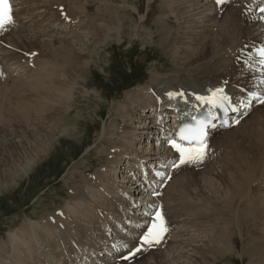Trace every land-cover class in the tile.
Masks as SVG:
<instances>
[{
  "label": "rangeland",
  "instance_id": "obj_1",
  "mask_svg": "<svg viewBox=\"0 0 264 264\" xmlns=\"http://www.w3.org/2000/svg\"><path fill=\"white\" fill-rule=\"evenodd\" d=\"M26 1L27 5L30 4L29 0ZM35 1L36 2L29 5L28 9L25 10L26 16L31 18L28 19V21H30L29 27H31L32 24V16H37V18H39L40 16L38 15L40 14H44L47 21L52 19L49 22L69 20L77 24L79 22H84L85 19L95 18L98 13L99 19L91 20L86 28H84L83 25H77L76 30L74 27L68 29V27H63L61 25L62 27L57 29L59 33H55V35L77 36L80 41H86L90 38V36H88V31L93 24H96L98 27L106 26L107 23L112 20L120 24L122 30L118 32L117 35L111 34L108 38L104 39L103 42L90 46L88 58L86 59L85 56L83 57L84 63L86 62V65H83L84 67L82 66L83 74L81 76L80 74H74L73 80H70L67 85L71 86L75 80H77V82L72 86L73 89H69L67 99L62 106L56 102L55 107L50 108L48 112H46L47 106L49 103L52 104L55 101L47 100L46 104H44L45 92L40 93V91H45L43 86L44 82L41 84V80L37 79V77L32 78V76L25 75L23 72L19 73L16 78H10L4 75L7 64L0 66V155H3L8 162H14L15 157L10 155L11 151L14 150L13 152L16 151L15 153L22 154V147L35 150L32 151L33 155H31L30 158V161L34 160L35 162L31 164L23 176H20L13 182L14 186L7 192L3 190V193H0V264H42V260H44L42 259V254L47 251L49 252L51 263L57 264L61 247L53 230L56 229L61 240L69 246H72L73 242L76 243L83 240L86 242L87 238L99 237L102 234L101 216L103 214L104 218L108 216L110 221L115 219L124 226L125 224L122 223L124 221H119L113 215L116 214L119 216L121 212H113L111 205L112 200L121 204L120 207H122L123 210L122 214L126 215V212L130 213L128 216L126 215V218L134 220V217H136V219H138V214L140 215L142 213V211H140L142 209H139V205H133L135 201H132L131 198L129 203L134 209L132 210V207L126 209L121 202V200H125L126 198V196H124L126 192L125 186L122 182H127L124 178L130 176L132 181L127 186L136 184L137 181L133 183L135 180L141 183L140 177H138V179L131 177L132 173L129 172V168H136V165L139 163L143 168L147 166L148 169L150 163H144L143 161H139V159H126L123 157V152L119 151L117 152L118 156L115 160L122 161V163L125 164V170L119 173V170L114 171V165H110L109 168L108 166L110 160L114 158L113 153L116 152L114 143H118L122 140L125 141L122 132H119L123 129L124 123L134 127L131 121L132 116H134L135 113H141L147 117V120L144 124L135 123L134 125L137 127L145 124L149 125L150 119L148 116L150 115L152 118V115L150 112H140L143 110V105L149 102L146 100L140 101V107L135 109L134 113L130 115L127 121L126 118L129 113L124 111L123 117H121L119 116V112L124 109H122L123 106L125 107L128 105L127 95H136L138 101L143 98L150 100L154 97L155 91H152V83L149 82L150 80L161 76L162 83L157 87H162L164 83L172 81L171 79H180V73H188L190 71L176 60L177 51L182 47V41L187 40L190 42L187 33L188 26H182L179 17L174 13L175 7L173 5L174 1L177 2V0H59L63 5L56 0H51L54 1L53 7L47 5V3L42 5V2H40L41 0ZM55 2H57V5ZM211 3L213 9L219 12L220 19L227 13L225 12L228 11L227 8L230 10V7L233 6L232 0H224V3L218 4L220 9L217 2L213 0ZM249 11H239L240 18H242L243 23L247 25L254 22L250 15L245 13ZM198 19L199 18L196 17L194 21H192L194 27L196 23H198ZM218 32L219 30L217 27L211 30V33ZM194 38L198 39V34L194 33ZM78 39H72L71 42L78 41ZM244 39L245 42H243V45L249 43L246 41L247 39L245 36ZM188 46L190 49L195 50L196 48L195 44ZM244 47L247 49L249 44L236 48L239 52V61H241V56L244 54L242 50ZM41 48L42 51L47 52L46 55L42 56L34 53L33 56L28 58L31 71L37 74L42 73L41 69L44 66H47L50 71L52 70V67L55 65L53 60L54 56L61 58L58 52L49 51L48 48L35 47L34 49L41 50ZM215 48L216 47H214V49ZM224 48L218 50V52L222 53ZM198 51L199 50H197V52ZM251 51L254 52L256 50L253 49ZM66 53L64 52L63 55ZM38 59L42 61L40 68L37 62ZM246 59L247 61L245 64L248 62V57H246ZM118 61L125 64L124 68L121 69L120 75H122L125 70L127 73L135 70V76L140 78L144 77L142 74L148 76L147 81L143 85L126 90L120 97L116 94L111 95V88H102L110 83L118 87L120 86V88L125 87L124 84H121L122 81V83L125 81L123 77L118 76L114 79L112 73H110V70L115 68L114 62L116 63ZM62 63L64 64V62ZM245 64L243 63L241 65ZM178 66L181 67L178 68ZM66 67L65 65L63 68L64 73H68L65 70ZM253 69L257 70L255 68ZM61 75V77H63L64 74ZM29 81L34 82L27 85ZM21 82L25 85H21ZM263 105L264 104L259 106V111L264 112ZM252 110L254 111L252 113L250 111L251 114L243 121L241 120V123L234 126L233 129L220 130V132L217 133L218 135L212 136L211 142L213 145L211 146L212 143L210 144V151H208V146V153L205 154L201 160L193 161V157H190L185 160L184 164L181 163L184 166H179L176 170H172V167L168 169L165 168L166 171L164 169V172H168L166 174L167 176L163 180L161 186L156 185L158 189L156 190V195H154L159 206H163L164 203V209H166L167 212H171L174 206L183 200L185 201L187 198H196L197 201L206 202L209 198L215 197L212 196V193L209 191L215 176L210 177L207 172L213 170L215 174L220 173L221 168L230 163L228 159L230 155L229 152L235 150L234 145L230 148L232 145L231 137L234 136L233 138H235L239 129L243 128V126L248 123L249 117L251 119V116H255L257 109L254 107ZM44 127L45 129L42 130ZM39 128L41 129L39 132L40 134L38 133ZM165 130L167 131V129ZM48 133L51 134V139L50 137L47 138ZM37 134L39 136V143ZM158 137L159 135H155L154 133L153 137L149 134L147 139V136L143 137L141 134H138L132 146L138 150L140 148H151V144L160 146L161 140L165 139L161 137V140H158ZM26 140L30 141L31 144L25 146ZM221 141L222 144H226L223 148H220L218 145ZM248 147H242L240 150L250 153ZM36 149H40V151ZM225 150L228 151L226 152ZM172 154L176 156L173 150ZM144 161H147L146 158ZM193 162L194 164H192ZM105 173L108 178L110 177L113 179L114 177L115 181L113 183L116 187H112L110 189L111 191L107 189V186L105 189H101L98 192L94 187H90L88 184L84 185L85 181H89L90 178L92 179L95 176L97 177ZM202 175L208 178L203 181L200 177ZM180 176L182 180L188 177L194 182L190 179V181H185L183 185H178V188L174 190V192L182 195L183 199L178 197L175 199V196H170L167 190L174 185L173 182L179 179ZM262 177L264 178L263 173ZM263 182L264 179H256L254 183L255 189L260 188ZM75 186H79L80 189L85 188L86 190L85 197H88V202L90 204H88L85 216L91 212H93L91 213L93 215H91L90 219L85 218V221H87L91 227H94L93 229L89 226L91 231L97 230L96 233L98 235H92L84 231L82 228L84 223L82 224L78 215L75 214V217H73L74 214H67L70 212L72 213L78 206L77 202L71 200L72 191H74ZM141 186L140 184L138 185L142 192H139L137 194L138 196L135 195L134 198L138 197L145 200V198L150 197V194ZM226 194V192L220 193L218 199L226 198L224 197ZM202 196L207 199H201ZM230 196L231 195L227 197ZM158 203L154 207H144L143 210L152 209V214H157L159 211ZM185 203L187 208L183 209L182 212L186 214L166 215L170 226L177 228L169 235L171 240L180 239L177 235L179 230L184 231V233L186 231L183 235L190 234L184 238L185 241H188L190 238L199 240V237H202V232L201 230L195 232V228L196 224L200 223V221H205V225L210 227L209 235L214 233L215 236H218L226 232L225 234L230 237V239L225 238L227 243H225V241L216 242L214 238L213 242L216 246L211 248L212 252L209 254L211 259H208V262L201 261L199 264H264L263 214H253L255 218H245L243 214H218V209L222 203L213 204L211 209H208L209 214H199L196 205L190 201H185ZM178 209H180V207H178ZM201 215L203 216L202 218H200ZM168 216L171 217L168 218ZM50 220L52 221L47 224ZM105 220L109 221L106 218ZM31 222L34 226L37 225L44 231L41 237L42 242L45 240L42 249H39V247H27L23 240V234H20L24 225H28ZM150 223L151 220L145 221V227L147 228ZM114 224L116 223L114 222ZM242 225L245 226L241 227ZM164 228L165 218L162 219V223L158 221V225L155 228H151L152 235L150 238L152 239L149 240L151 242L145 244L144 250L139 247V249L143 250L142 253L146 252V254L143 256H133L127 260V264L155 263L153 260L149 259L150 257L148 255L150 254L147 255V253L155 251V258H158L165 253L163 249L171 245H164L162 243L161 247H164L163 249H161L160 246L157 247L153 245L152 249L148 250V247L159 236L166 235L164 234ZM193 230L194 232L191 233ZM114 232H116L115 229ZM138 234L139 233H134V236ZM121 238L123 237H120V239ZM13 239L18 240V242L15 243ZM124 240L133 243L132 238H125ZM210 243H212L211 240L209 241V244ZM196 245L201 249V242L195 243V246ZM133 248V246L128 247L130 254ZM260 250H262L261 255L259 253ZM15 252H20L21 257L25 260L17 263ZM104 252L105 251L101 249L100 253ZM98 256L102 261L108 259L105 260L102 256ZM83 257L88 259L86 253H83ZM74 262H76V259H74ZM111 263L126 264V261L121 260L117 263L115 260H112Z\"/></svg>",
  "mask_w": 264,
  "mask_h": 264
},
{
  "label": "bare ground",
  "instance_id": "obj_2",
  "mask_svg": "<svg viewBox=\"0 0 264 264\" xmlns=\"http://www.w3.org/2000/svg\"><path fill=\"white\" fill-rule=\"evenodd\" d=\"M29 1L30 4L27 5L26 0H12V8H14L16 11L14 13L16 16V21L12 25L10 24L4 26V28L0 30V34L2 35L0 38V66L7 64L4 75L9 76L10 78H16L19 73L23 72L25 75L27 74L32 76V78L37 77V79L41 80V84L44 82L43 86L45 91H40V93L45 92L44 104H46L47 100L55 101L52 104L49 103L47 106L46 112H48L50 108L55 107L56 102L62 106L64 101L67 99L69 89H73L72 86L77 82V80H75L71 86L67 85L70 80H73L74 74H80V76L83 74L82 66L86 65V62L84 63L83 57L85 56L86 59L88 58L90 46L103 42L104 39L108 38L111 34L117 35L118 32L122 30V27L115 20L108 22L106 26L104 25L98 27L96 24H93L88 31V36H90V38L86 41H80L77 36H57L55 33L58 34L59 31L57 29H60L62 26L68 27V29L74 27L76 30L77 25H83L84 28H86L91 20L99 19L98 13L95 18L85 19L84 22H79L77 24L75 22H69L66 20L58 21L60 23L56 21L49 22L52 19L47 21L45 15L40 14L38 15L40 16L39 18H37V16H32V24L31 27H29L30 21H28V19L31 18L26 16L25 10L28 9L29 5L36 2L35 0ZM56 1L59 2V0ZM40 2H42V5L47 3V5H51L52 7L54 3V1L51 0H41ZM211 2H213V0L174 1V13H176L177 17H179L182 26H188L187 33L190 40V42L187 40L182 41V47L177 51L176 60L190 71L188 73H180V79H171L172 81L164 83L162 87H157L162 83L161 76L150 80L149 82L152 83V91H155L154 97L150 100L143 98L138 101L136 99V95H127L128 103H126L128 105L126 104L127 106H123L122 109H124L119 112V116L121 117H123L124 111L129 113L128 117L126 118L127 121L130 115L134 113L135 109L140 107V101H149L143 105V110L140 112H151L152 118L150 115L148 116L150 119V124H145L138 127L134 125L135 123L144 124V122L147 120V117L141 113H135L134 116H132L131 121L134 127L128 126L124 123L123 129H121L119 132H122L125 141L122 140L118 143H114V149L116 152L113 153L114 158L110 160L108 166L109 168L110 165H114V171L119 170V173H122L125 170V164L122 163V161L115 160V158L118 156L117 152L119 151L123 152V157L126 159H139V161H143L144 163H150L148 169L147 166L143 168L139 163L136 165V168H129V172L132 173L131 177H135L136 179L140 177L141 183H139L138 180H135L133 183L137 181L136 184L127 186L132 181L130 176L124 178L127 180V182H122L126 191L124 195L126 196V198L124 197L125 200H121L122 204L126 209H128V207L131 208L132 205L129 203V201H131L130 199L132 198V201H135L133 205L137 204L139 205V209H142L140 210L142 211L140 214L141 216L138 214V219L134 217V220L126 218V215L128 216L130 213L126 212V215L122 214L123 210L122 207H120L121 204L117 203L115 200H112L111 205L113 212H121V214L119 213V216L113 214L114 217L121 222L124 221L122 223L125 224L124 226L126 227L121 225L115 219L110 221L108 216H105V218L109 220L106 221L103 214L101 216V235L103 236H95L96 238L89 237L87 238L86 242L85 240H83L84 242H73L72 246L65 244L61 240L58 231L56 229L53 230V233L61 247V250L59 251V261H57V264H112V260H115L117 263L121 260H124L127 264V260L131 257L132 253H135L137 256H143L146 254V252L142 253L145 247L144 234L151 226L158 225L153 220V216L158 215V219H161V217L165 218L166 223L168 226H170L166 215L186 214L185 212H182L183 209L187 208L185 201H190L196 205L198 207L199 214H209L208 209H211L213 204L222 203L218 209V214H243L245 218H255L253 214L264 215V182L260 188L255 189L254 186L256 179H264L262 177V173L264 174V112L259 111V102L264 99L260 96V94H262L264 91V66L263 70L259 71V74L253 69V66L251 65L264 63V56L261 55L260 57H253L250 59L252 54L258 53L259 50L261 53L262 50H264V17L258 15L257 13L260 6L258 0H232L233 6L230 7L231 11L227 8L228 11H225L227 13L221 17L222 19L219 17V12L213 9ZM56 3L57 2H55V4ZM59 3H61V1ZM61 5L63 4L61 3ZM239 11L253 12V16L256 19L263 20V22L261 23L259 20L255 19L254 23H249L248 25L244 24L242 18H240ZM196 17L199 19L197 21L198 23H196L194 27L192 25V21H194ZM216 27L218 28L219 32L211 33V30ZM194 33L198 34V39L194 38ZM244 36L247 39V42H251V48L248 53H244V49L242 48L243 53L248 55V62L246 64L244 63L245 65H241L239 63L240 61L238 57L239 52L236 50V48L244 46ZM72 39H78V41L71 42ZM194 44L196 45L195 50L190 49L188 45ZM35 47L48 48L49 51H56L61 55V58L54 56L53 60L55 65L52 67L51 71L47 66H44L41 69L42 73L40 74L31 71L28 58L33 56L34 53L40 54L42 56L47 54V52L42 51V48L41 50H38L34 49ZM214 47L216 48L214 49ZM223 48L224 50L222 53L218 52V50H222ZM253 49L256 51L252 52L251 50ZM197 50L199 51L197 52ZM64 52L67 53L63 55ZM37 62L39 64L37 65L40 68L42 61L38 59ZM62 62H64V64ZM65 65L67 66L65 70L68 73L63 72ZM180 67L181 66H178V68ZM61 74H64L63 77H61ZM33 82L34 81H29L27 82L28 84H26L30 85ZM259 82H262L261 86L259 85ZM23 83L21 85L24 86L25 84ZM217 89H224L223 93L219 96L215 95ZM210 97L222 99L223 101L220 105L227 103V99H231L232 105L238 107L239 112L231 117L233 124H236L237 121L239 122L240 120H243L242 117L246 114L243 113L244 111L252 112V109L255 107L257 109V113L254 117L251 116V119L249 117L248 123L243 126V128L239 129L238 134L241 132L243 133L239 135L237 134L235 138H233L234 136L231 137L232 141L231 139L230 141L232 142V145L230 148L234 145L235 150L233 152H229L230 155L228 159L230 160V163L221 168V172L218 171L220 172L217 173L219 175L215 174V171L213 170L207 172L210 177L215 176V178H213V183L211 184L212 187L209 189L210 193H212V196L215 197L209 198V200L206 202L197 201L196 198H187L185 201L183 200L174 206L171 212H167V210L164 209V203L163 206H159V203L154 196L156 195V190L158 189L156 185L161 186L163 184V177L168 173L164 172L165 168L168 169L172 167L173 169H176L179 166L181 167L183 165L181 164L182 161L186 159L189 154L192 155L190 148L175 141L172 131L177 129L178 125L181 121H183V119L195 116L198 110L201 108L200 105L205 103L203 100H206ZM222 97H227V99H223ZM172 107L175 109L173 112L174 114H172V111L170 110ZM172 119H175V124L172 122ZM44 129L45 127L42 130ZM165 129H167V131ZM40 131L41 129L39 128L38 133ZM218 132L219 131H216L214 134L211 133L205 142V154L207 153L208 146V151H210V144L212 143L211 140L214 136L218 135ZM154 133L155 135H159L158 140H161V137L165 139L161 140L160 146H154L151 144V148H140L139 150L132 146L135 137L138 134H141L143 137L147 136L148 139L149 134L153 137ZM47 135V138L50 137L51 139V134L48 133ZM37 137L39 143L38 134ZM166 140L168 141V144ZM25 144V146H27L31 144V142L26 140ZM212 145L213 143L211 146ZM218 145L220 148H223L226 144H222L221 141ZM242 147H248V151L250 153L242 152L240 150ZM22 149V154L15 153L16 151L13 152L14 150L10 152V155L15 157L14 162H8L5 160L3 155H0V193H3V190L7 192L12 186H14L13 182L20 176H23L31 164L35 162L34 160L30 161L31 155H33L32 151L35 150H30L26 147H22ZM36 150L40 151V149ZM172 150L174 153H176V156L172 154ZM192 156H194V159H200L197 152H195ZM195 156L197 157L195 158ZM145 158L147 161H144ZM192 164H194V162ZM202 176L200 177L203 181L208 178ZM118 177L121 178L120 176ZM190 179L191 178L185 177L182 180L180 176L179 179L173 182L174 185L167 190V193L170 196H175V199L177 197L183 199V196L176 194L174 190L178 188V185L181 186L185 183V181H190ZM114 181V177L113 179L110 177L108 178L105 173L100 174L97 177L95 176L92 179L90 178L89 181H85L84 185L88 184V186L94 187L95 190L99 192L101 189H105L106 186L108 190H110L112 187H116L113 183ZM192 182L194 181L192 180ZM139 184L142 185L141 187H144V190L150 194L149 198H145V200L138 197L134 198L135 195H137L139 192H142V190L138 187ZM79 186H75L74 191H72L73 194L71 195V200L77 202L78 206L72 211V213L70 212L67 214H74L73 217H75V214L78 215V218L82 224L84 223L82 226L83 230L89 232L92 235H98L96 233L97 230L91 231L89 229L90 224L85 221V218L90 219L91 215H93L91 213L93 212L85 216L88 204L90 203L88 202V197H85V188L80 189ZM223 192L227 193L224 195L226 198L218 199L219 194ZM229 195L231 196L227 197ZM201 199L207 198L202 196ZM157 203L159 206V211L157 214H152V209L143 210L144 207H154L157 205ZM178 207H180V209H178ZM131 209L134 210L133 207ZM169 217L171 216H168V218ZM202 217L203 216L201 215L200 218ZM70 220L73 221L72 219ZM149 220H151V223L146 228L145 221ZM51 221L52 220L47 222V224H49ZM114 222L116 224H114ZM243 226L245 225H242L241 227ZM91 228L94 229V227ZM114 229L116 232H114ZM176 229L177 228L174 226L169 227V234L168 238L166 237V240L168 241L167 245L171 244L170 246L163 249L164 247L159 245L161 249H163V252L165 251L161 257L155 258V251H150V253H147V255L150 254L148 255L150 257L149 259L155 262L153 264H199L201 261L208 262V259H211L209 255L212 252L211 248L216 246L213 242L214 238L216 239V242L225 241V243H227L226 239H230V237L225 234L226 232L224 234L221 233L218 236H215L214 233L209 235L210 227L205 225V221H200V223L196 224L195 232L198 230H201L202 232V237H199V240L191 239L189 237L190 239L188 238L189 240L185 241L184 238L190 234L183 235L186 233V231L184 233V231L180 230L177 233L178 238L180 239L171 240L169 235H171ZM193 232L194 230L191 233ZM134 233L139 234L134 236ZM20 234H23V240L27 247H39V249H42L45 240L42 242L41 237L43 236L44 231H42L40 227L37 225L34 226V224L31 222L28 225H24ZM120 237L123 238L120 239ZM125 238H132L133 243L125 241ZM210 240L212 243L209 244ZM13 241H15V243L18 242L16 239H13ZM198 242L202 243L201 249H199L197 245L195 246V243ZM163 244L166 245V243ZM130 246L134 247L131 254L129 253L128 249ZM139 247H143V250L136 251V249ZM101 249L105 252L100 253ZM83 253H86V257L88 256V259L83 257ZM259 253L261 255L262 250H260ZM15 254L17 256V258L15 257L17 263L25 260L21 257L20 252H15ZM98 255L102 256V258H105V260L108 258L106 260L107 262L100 260ZM42 259H44L42 260V264H52L48 251L43 252ZM74 259H76V262H74Z\"/></svg>",
  "mask_w": 264,
  "mask_h": 264
},
{
  "label": "snow or ice",
  "instance_id": "obj_3",
  "mask_svg": "<svg viewBox=\"0 0 264 264\" xmlns=\"http://www.w3.org/2000/svg\"><path fill=\"white\" fill-rule=\"evenodd\" d=\"M216 2H217V4H222V3H224V0H216ZM261 11H264V9H261ZM11 12H12V7H11V4H10V0H0V29H3L5 25H10V24L14 23V20L12 18ZM261 55L264 56V50H262ZM222 92H223V89H217L215 95L219 96V95L222 94ZM222 98L223 99H227V97H222ZM261 103H264V100H262ZM180 138L182 140L190 139L189 137L184 136V135H181ZM201 144H203V141H201ZM205 150H206V145H204L203 148L198 153L200 159L203 158ZM183 162H185V161H182V163ZM162 219L163 218L161 217V220ZM152 227L155 228L156 225H153ZM151 235H152V233L150 231L149 234L144 237L145 243L151 242V241H149V236H151ZM159 242H160L159 239H156L154 241V243H159ZM136 251H139V248L136 249ZM133 254H135V253H133Z\"/></svg>",
  "mask_w": 264,
  "mask_h": 264
},
{
  "label": "trees",
  "instance_id": "obj_4",
  "mask_svg": "<svg viewBox=\"0 0 264 264\" xmlns=\"http://www.w3.org/2000/svg\"><path fill=\"white\" fill-rule=\"evenodd\" d=\"M131 64H132V62H131ZM124 66H125V64H123L121 61H118L116 63L114 62V67L115 68L114 69L112 68L111 72L113 73V75L115 77H118V76L123 77V80L125 79L124 83H125L126 86H130L131 87L133 85L141 84V83H143L146 80L147 76L145 74H142V75H144V77H141V78L138 77V76H135L136 75L135 74V70L133 72L130 71L129 73H127L126 70H125V72L122 75H120L121 69L124 68ZM122 82H121V84H122ZM114 87L115 86L113 84H111L110 86L107 85V86L102 87V88L103 89L104 88H111V93H112L111 95H113L114 92L116 91V89H114ZM119 91H122V88H119Z\"/></svg>",
  "mask_w": 264,
  "mask_h": 264
}]
</instances>
